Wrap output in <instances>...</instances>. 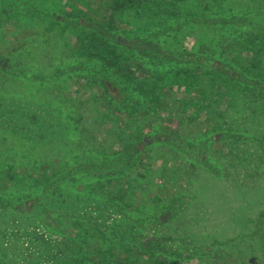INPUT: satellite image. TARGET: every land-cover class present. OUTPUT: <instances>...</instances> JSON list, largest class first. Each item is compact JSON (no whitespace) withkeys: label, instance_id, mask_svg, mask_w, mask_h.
<instances>
[{"label":"rangeland","instance_id":"1","mask_svg":"<svg viewBox=\"0 0 264 264\" xmlns=\"http://www.w3.org/2000/svg\"><path fill=\"white\" fill-rule=\"evenodd\" d=\"M94 8V0H0V46L24 29L32 30L26 48L47 52L42 74L63 68L67 72L53 82L48 79L42 88L24 87L0 75V88L30 94L64 115L74 109L64 103L65 97L80 100L89 137L71 132V141L61 149L57 175L37 185L23 184L26 194L40 199L30 228L43 244L37 256L30 254L33 259L24 247L27 241L16 239L19 231L24 232L22 226L17 231L22 220L8 219V212L0 210V259L6 264H245L236 256L239 251L251 253L255 261L264 259V238L258 246L249 244L256 218L264 219V167L261 161H249L252 126L244 117L249 97L243 95L249 88L217 77L221 84L215 92L220 88L230 99L200 101L194 91L196 68L178 65L172 70L173 65L158 63L151 52L143 79L118 77L113 80L115 90L103 92L108 71L79 47L85 41L83 30L65 21L77 10ZM177 27L172 20L150 17L144 9L120 13L110 24L113 34L144 38L161 50L195 51L202 42L215 45L210 41L215 32L209 27ZM263 30L264 13L249 9V33ZM239 35L235 32L232 38L242 42L245 37ZM74 45L79 48L69 58L58 52L66 53ZM118 52L123 58H138L134 50L120 47ZM77 76L83 79L76 80ZM165 88L170 92L167 97L162 93ZM117 94L119 99L114 98ZM141 109L149 113L143 115ZM158 116L169 119L161 138L156 136ZM131 120L139 125L124 129L123 122ZM171 129L173 133L168 132ZM132 143L139 151L114 184L127 188V202L136 204L134 209L124 206L120 194L100 193L102 184L103 192L111 186L108 179L78 174L80 169L74 167L116 157ZM108 202L118 204L119 210L100 219L97 209ZM44 211H50L51 219ZM147 236L155 240L140 244ZM225 244L233 253L227 254Z\"/></svg>","mask_w":264,"mask_h":264},{"label":"trees","instance_id":"2","mask_svg":"<svg viewBox=\"0 0 264 264\" xmlns=\"http://www.w3.org/2000/svg\"><path fill=\"white\" fill-rule=\"evenodd\" d=\"M94 1V10H77L74 18H65V21L73 29L83 30L85 41L84 45L80 43L79 47L85 49L90 58L99 61L108 71L109 76L104 77L102 81L103 92L114 91L113 80L118 77L132 80L143 79L148 74L145 61L151 57V52L154 55L152 58H155L158 63L165 61L166 65H173L172 70L178 65L196 68L194 73L197 75V84L194 91L200 95L198 98L200 101L217 98L221 101L230 99L225 91H220V88L215 92V87L221 84L217 77L222 80L244 83L249 88V92L243 94L249 97V104L246 106L249 113L244 117L252 126L249 129L251 132L249 161H261L264 167V30L255 35L249 33V9L264 13V0ZM141 9L149 12L150 17L174 21L178 29L196 24L209 27L215 32L216 38L210 40L215 42V45L202 42L195 51L177 52L157 49L144 38L126 39L111 32L110 24L120 13ZM0 15H3L2 11ZM28 30L24 29L19 36L13 38L12 42L0 46V75L24 87L42 88L48 83V79L53 82L64 77L67 72L63 68L53 70L49 75L42 74L40 66L45 61L47 52L42 48L32 53L26 48L25 39L32 33V30ZM235 32H240L239 37H245V39H242V42L234 40L232 35ZM76 45L67 49L66 53L61 50L58 52L69 58L74 50L79 48ZM120 47L125 50H134L138 58H123L118 52ZM142 71H145V74L141 75ZM82 79L83 77H76V80ZM162 93L167 97L170 92L168 88H165ZM117 95L115 99L120 98L119 94ZM64 103L74 106L73 111L66 115L57 111V107L53 105H43L37 97L34 98L30 94L24 92L19 94L0 88V140H2L0 145L6 147V149L0 148V210L8 212V219L22 220V223L17 225V231L22 226L21 230L24 232L19 231L20 236L16 239L24 238V241H27L28 244H24V247L27 246L30 251L27 255L37 256L39 245L41 247L43 242L34 234L36 231L30 228L33 224L30 217L38 211L40 199L30 193L26 194L23 184L37 185L57 175L61 170L59 166L62 156L61 149H65L71 141V137L68 138L71 132H82L89 140L85 134L87 128L82 124L81 107L79 106L82 102L67 96L64 98ZM162 105L164 106L163 102ZM180 105L184 103L180 102ZM141 112L145 115L149 113V110L141 109ZM156 119V136L164 137L167 132L163 129H167L166 124L169 119L164 116H158ZM136 121L123 122V128L130 130V128L137 127L139 123ZM168 132L173 133L174 130L171 129ZM131 145L124 149V152H116V157L83 161L74 167L80 169L78 174L108 179V184L111 186L105 188L106 191L103 192L104 185L102 184L100 193L106 194V197L120 194L126 203L124 206L134 209L136 204L132 206L130 202H127L129 195L127 188L114 184V178L129 166V159L139 151L138 146H134L133 143ZM259 151L260 154H258ZM18 187L22 191L18 190ZM16 188L18 194L15 193ZM255 198L257 199V192H255ZM53 206L52 203L51 207ZM118 210L119 205L112 202L105 203L97 209L100 219L111 216L114 211ZM44 213L51 219L50 211H44ZM261 218L258 216L255 220L256 224L250 235L249 244L253 241L258 246L261 238H264V219L261 220ZM92 221L95 219L92 218ZM154 240V236H147L142 238L140 244L147 243L146 246H148ZM225 250L228 251L227 254L233 253L232 247L228 244H225ZM236 256L243 257L245 264L253 262L264 264V259L255 261L254 256L249 252L244 254L239 251V253L236 252ZM30 258L33 259L31 255ZM193 259L198 260L196 257ZM0 264L6 263L0 259ZM92 264L100 263L93 262Z\"/></svg>","mask_w":264,"mask_h":264}]
</instances>
